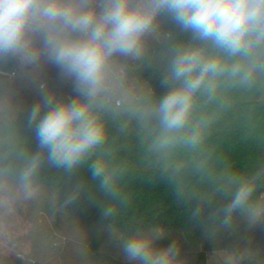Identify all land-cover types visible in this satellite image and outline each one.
<instances>
[{"label": "clouds", "instance_id": "9594fccd", "mask_svg": "<svg viewBox=\"0 0 264 264\" xmlns=\"http://www.w3.org/2000/svg\"><path fill=\"white\" fill-rule=\"evenodd\" d=\"M166 24L184 39H174ZM150 41H163L166 91L133 95L125 68L145 62ZM6 63L17 69L8 79L31 82L55 67L75 95L60 98L40 83L39 102L25 110L30 139L19 133L14 94L0 95V192L30 199L45 166L69 176L87 166L125 264H188L179 241L160 246L168 235L162 225L118 222L131 201L129 165L109 144V124L119 121L124 132L135 122L149 167L178 200L194 203L192 218L210 209L209 237L234 231L238 222L249 230L264 224V164L216 169L203 158L208 129L228 93L264 81V0H0V74ZM189 165L196 186L181 175ZM85 188L83 181L73 185L64 205ZM258 258L245 244L213 253L207 264H257Z\"/></svg>", "mask_w": 264, "mask_h": 264}, {"label": "trees", "instance_id": "16d2710c", "mask_svg": "<svg viewBox=\"0 0 264 264\" xmlns=\"http://www.w3.org/2000/svg\"><path fill=\"white\" fill-rule=\"evenodd\" d=\"M165 28L174 32V39H184L174 25L166 24ZM162 45L163 41H150L145 62H130L125 68L127 87L133 95L143 96L149 92L162 95L166 91L160 84ZM8 76L0 74V95L9 91L14 94L19 133L25 138H31L26 127L25 110L39 102L40 83L60 98L75 95L71 83L60 79L55 67H46L35 82L20 77L10 80ZM247 91L228 93L226 108L218 112L208 129L203 158L216 169L231 164L241 171H249L264 164V99L245 101L243 97ZM119 123L113 121L109 124V144L117 159L129 165L125 191L131 195L128 207L118 218L121 226L133 227L141 222L162 225L168 235L159 242L160 246L179 241L181 255L188 264H207L208 253L245 244L258 252L257 264H264V224L249 230L246 223L238 222L234 231L209 237L210 209L194 220L191 215L194 203L178 200L169 182L149 167L136 123H129L124 132L119 130ZM184 158L182 154L181 159ZM181 175L190 186L197 185L198 176L192 165L183 169ZM80 181L86 185L84 193L75 203L65 206V193ZM104 203L105 197L97 189L96 182L91 180L87 166L71 176L45 166L40 174L35 205L28 217L30 229L26 237L31 243L30 252L24 259L0 255V264H125L116 242L107 231L111 221L101 217ZM3 213L0 192V228Z\"/></svg>", "mask_w": 264, "mask_h": 264}, {"label": "rangeland", "instance_id": "374dc122", "mask_svg": "<svg viewBox=\"0 0 264 264\" xmlns=\"http://www.w3.org/2000/svg\"><path fill=\"white\" fill-rule=\"evenodd\" d=\"M243 99L245 101H262L264 99V81L247 91ZM4 213L0 228V255L6 258L24 259L30 252V240L26 237L30 229L28 217L35 205V195L30 199H24L15 194L14 190L1 192ZM19 210L23 212L20 214ZM215 252L207 254L209 257Z\"/></svg>", "mask_w": 264, "mask_h": 264}, {"label": "water", "instance_id": "95a60500", "mask_svg": "<svg viewBox=\"0 0 264 264\" xmlns=\"http://www.w3.org/2000/svg\"><path fill=\"white\" fill-rule=\"evenodd\" d=\"M3 75H12L15 71H17L16 66L11 63H6L3 68Z\"/></svg>", "mask_w": 264, "mask_h": 264}]
</instances>
